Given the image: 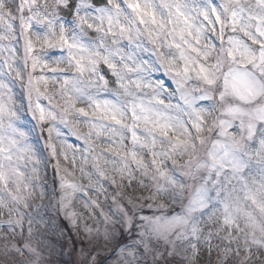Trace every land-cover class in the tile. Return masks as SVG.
Instances as JSON below:
<instances>
[{
    "label": "clouds",
    "instance_id": "obj_1",
    "mask_svg": "<svg viewBox=\"0 0 264 264\" xmlns=\"http://www.w3.org/2000/svg\"><path fill=\"white\" fill-rule=\"evenodd\" d=\"M0 264H264V0H0Z\"/></svg>",
    "mask_w": 264,
    "mask_h": 264
},
{
    "label": "snow or ice",
    "instance_id": "obj_2",
    "mask_svg": "<svg viewBox=\"0 0 264 264\" xmlns=\"http://www.w3.org/2000/svg\"><path fill=\"white\" fill-rule=\"evenodd\" d=\"M26 2H28V0H26ZM27 31L31 32L32 30H35L37 31V33L39 35H43L44 33V29L39 27L38 25L36 24H32L31 26L27 27L26 28ZM63 37H61V40L63 41ZM28 50L29 52H34L36 49H35V46L33 45V42L31 40V38L28 39ZM54 53L53 52H50L49 53V56L47 58H45V60L47 59H50L51 56L53 55ZM253 59H255V57H253ZM33 70L34 71H42L43 68L41 66V63H40V58L39 57H33ZM37 83H39V81H37ZM41 114L43 115V107L41 106Z\"/></svg>",
    "mask_w": 264,
    "mask_h": 264
}]
</instances>
